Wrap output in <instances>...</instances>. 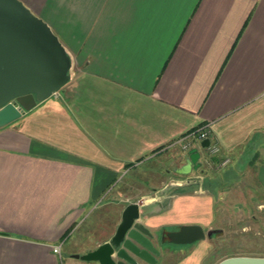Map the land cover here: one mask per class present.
<instances>
[{
    "label": "crops",
    "instance_id": "obj_1",
    "mask_svg": "<svg viewBox=\"0 0 264 264\" xmlns=\"http://www.w3.org/2000/svg\"><path fill=\"white\" fill-rule=\"evenodd\" d=\"M17 1L70 67L60 92L0 127V264H63L83 224L92 252L133 203L155 264L253 257L218 243L224 220L264 219V0ZM202 126L218 152L193 141L198 169L174 173L187 156L172 142ZM189 225L221 234L168 243Z\"/></svg>",
    "mask_w": 264,
    "mask_h": 264
},
{
    "label": "water",
    "instance_id": "obj_2",
    "mask_svg": "<svg viewBox=\"0 0 264 264\" xmlns=\"http://www.w3.org/2000/svg\"><path fill=\"white\" fill-rule=\"evenodd\" d=\"M50 29L39 18L33 16L17 0H0V127L18 120L36 103L60 92L68 80V56ZM207 140L199 146L207 147ZM198 153L187 152L185 165L174 173L187 176L197 170ZM138 206L127 205L119 216L120 222L106 243L99 244L94 251L72 259L97 264H153L149 253L156 254L149 244L150 233L138 222ZM169 234L168 243L185 245L200 242L204 237L221 234L208 231L205 234L197 226L180 227ZM121 248L117 251V248ZM142 248V250H139ZM131 256L132 258H130ZM119 259V263H117ZM218 264H264L263 258L231 257Z\"/></svg>",
    "mask_w": 264,
    "mask_h": 264
},
{
    "label": "rangeland",
    "instance_id": "obj_3",
    "mask_svg": "<svg viewBox=\"0 0 264 264\" xmlns=\"http://www.w3.org/2000/svg\"><path fill=\"white\" fill-rule=\"evenodd\" d=\"M142 170L145 169L139 168L138 171ZM136 173L137 172L134 171L131 174H126L125 178L127 177V179L130 180L133 177L132 175ZM130 189L128 188V190ZM133 192L136 193V190L133 189ZM229 221L230 223H225L226 221L224 220L223 223L219 224V226L225 231V233H227V239H225V236H221L222 239L219 240L218 243V254H247L253 257L264 256V219H257L255 224H253L254 222H252V219L247 217H244L243 219H229ZM84 225L85 224L80 226L79 230L76 231L67 241V243L62 246L63 248L61 249V260L63 261V264L87 263L68 258V256L71 255L81 257V255L84 254V251H80V246L94 242L93 238L95 234L91 230L89 231V233H86V230L88 228ZM77 239H79L80 244L78 246L72 245L76 242ZM207 263L213 264V260L211 263Z\"/></svg>",
    "mask_w": 264,
    "mask_h": 264
},
{
    "label": "built area",
    "instance_id": "obj_4",
    "mask_svg": "<svg viewBox=\"0 0 264 264\" xmlns=\"http://www.w3.org/2000/svg\"><path fill=\"white\" fill-rule=\"evenodd\" d=\"M207 127L206 126H202L201 128H199L197 131H189L188 133L185 134V136L183 137H179L178 139H176L175 141L172 142V145H176L177 147H179V149L181 150V152L183 154H185L187 156V152L191 149L190 144L194 141V142H202L204 140H207ZM207 147L203 148L206 152V155L208 157H213V155H215L218 152V147L217 145L213 144H207ZM227 161H222L220 163V166L224 167L227 165ZM59 252V248L56 246L54 247V249L52 250V253H58Z\"/></svg>",
    "mask_w": 264,
    "mask_h": 264
},
{
    "label": "flooded vegetation",
    "instance_id": "obj_5",
    "mask_svg": "<svg viewBox=\"0 0 264 264\" xmlns=\"http://www.w3.org/2000/svg\"><path fill=\"white\" fill-rule=\"evenodd\" d=\"M151 238H152V236L150 237V238H148V242H149V244L151 245V247H152V249L153 250H155L156 251V254H151V253H149L150 255V257H152V259H153V264H155L156 263V258H158V256L160 255V253H159V251H157V249L155 248V246H154V244H152L151 243ZM109 239V238H108ZM158 241H156L157 243H158V245L160 244V246H162L164 243H163V241H165V239H164V236L162 235H160L159 234V237H158V239H157ZM107 242V241H106ZM106 242H104V243H106ZM101 244V243H100ZM103 244V243H102ZM121 248V246H119V248H117V251L119 250ZM139 250H142V248H139ZM130 258H132L131 256H129ZM135 262L137 261V263L138 264H145L144 262H141V261H138V259H136V258H132ZM117 263H119V259H117Z\"/></svg>",
    "mask_w": 264,
    "mask_h": 264
},
{
    "label": "trees",
    "instance_id": "obj_6",
    "mask_svg": "<svg viewBox=\"0 0 264 264\" xmlns=\"http://www.w3.org/2000/svg\"><path fill=\"white\" fill-rule=\"evenodd\" d=\"M193 187L192 186H189V187H187V189H183V188H179V189H176V193L177 194H183V195H185V194H187L188 192H191V191H193Z\"/></svg>",
    "mask_w": 264,
    "mask_h": 264
}]
</instances>
